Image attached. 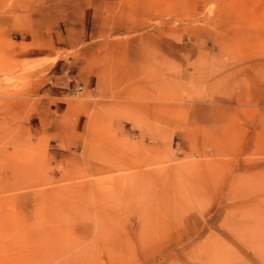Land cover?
I'll use <instances>...</instances> for the list:
<instances>
[{
	"label": "rangeland",
	"instance_id": "1",
	"mask_svg": "<svg viewBox=\"0 0 264 264\" xmlns=\"http://www.w3.org/2000/svg\"><path fill=\"white\" fill-rule=\"evenodd\" d=\"M0 264H264V0H0Z\"/></svg>",
	"mask_w": 264,
	"mask_h": 264
},
{
	"label": "crops",
	"instance_id": "2",
	"mask_svg": "<svg viewBox=\"0 0 264 264\" xmlns=\"http://www.w3.org/2000/svg\"><path fill=\"white\" fill-rule=\"evenodd\" d=\"M89 29L88 32L90 33V35L84 37L79 42L76 41L75 45H71V41L68 43L66 36H64L63 39L54 40L47 47L42 48L40 53L41 56L50 57L53 56L55 52L61 50H79L81 52H85L86 49L84 48H86V46L88 45L94 44L96 40L95 35L98 33L96 25L90 26ZM86 57L87 56H83L81 59H70L69 57H67L63 61L58 60L52 65L48 66L46 71L47 78L49 79V83L47 84V90L50 92L48 98L55 100H63L68 98L71 95V92L78 96V103H76L77 105L75 107L77 108L79 106V112L76 116V119L74 121H63L64 124L58 122L57 125H53L54 129H71L74 132V135L76 134L75 131L78 128L82 127L80 124L84 123L81 120L82 115H84L82 114V108L87 105L85 102L89 101V99L96 98L98 91V78L96 77L92 69L89 67L88 62L85 59ZM61 105L58 106L57 104H55L53 108L52 106H49L45 110L48 115L59 114L61 116H67L70 111V104H68L67 101L64 108H61ZM77 138L79 137L75 136L74 138L70 137L69 139L72 141H76ZM56 143L59 142L56 141Z\"/></svg>",
	"mask_w": 264,
	"mask_h": 264
}]
</instances>
